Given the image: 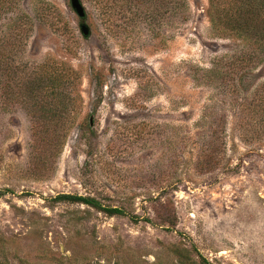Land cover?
<instances>
[{
  "label": "rangeland",
  "instance_id": "1",
  "mask_svg": "<svg viewBox=\"0 0 264 264\" xmlns=\"http://www.w3.org/2000/svg\"><path fill=\"white\" fill-rule=\"evenodd\" d=\"M80 1L88 37L69 0H0V264H264V61L208 0ZM57 73L58 153L19 89Z\"/></svg>",
  "mask_w": 264,
  "mask_h": 264
},
{
  "label": "trees",
  "instance_id": "2",
  "mask_svg": "<svg viewBox=\"0 0 264 264\" xmlns=\"http://www.w3.org/2000/svg\"><path fill=\"white\" fill-rule=\"evenodd\" d=\"M179 3L182 2L179 0ZM205 15L211 30L223 38L241 42L238 60L244 63L264 61V0H208ZM210 68L202 69L200 77L205 79L211 74L214 75L213 67ZM63 85V77L57 73L49 77L35 75L29 80H24L19 87L34 109L32 116L35 118L36 127L31 130L30 135L33 148L53 144L58 153V149L64 144L67 130L62 128L61 124L66 117L72 119L74 116L72 106L75 98L80 95L77 93L71 96L69 100H73V104L65 111L66 103L64 104L62 99ZM53 201L84 204L108 216L128 215L123 208L102 204L96 197L87 194L61 193L57 194ZM129 217L132 221L140 220L135 215ZM142 220L152 222L151 218L147 217ZM177 255L181 256V252H177Z\"/></svg>",
  "mask_w": 264,
  "mask_h": 264
},
{
  "label": "water",
  "instance_id": "3",
  "mask_svg": "<svg viewBox=\"0 0 264 264\" xmlns=\"http://www.w3.org/2000/svg\"><path fill=\"white\" fill-rule=\"evenodd\" d=\"M69 2H70V6L72 10L74 11V13L77 15V17L80 20L79 29H80L82 36L88 37L90 34V29L85 22L86 13H85L84 6L82 5L80 0H69Z\"/></svg>",
  "mask_w": 264,
  "mask_h": 264
}]
</instances>
